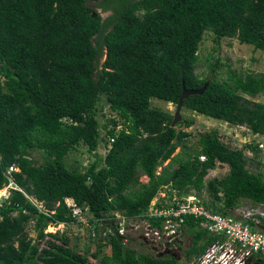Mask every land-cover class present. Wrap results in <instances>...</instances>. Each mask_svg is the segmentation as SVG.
Returning a JSON list of instances; mask_svg holds the SVG:
<instances>
[{"label": "trees", "instance_id": "trees-1", "mask_svg": "<svg viewBox=\"0 0 264 264\" xmlns=\"http://www.w3.org/2000/svg\"><path fill=\"white\" fill-rule=\"evenodd\" d=\"M206 31L216 44L229 37L264 51V0H0V192L9 183L7 169L18 167L0 205V264H88L65 232H45L82 217L98 234L94 258L105 242L107 264H175L172 255L137 252L118 234L117 214L146 218L161 190L169 200L205 188L220 206L201 202L225 215L242 200L264 206V173L248 168L245 148L229 147L213 130L193 149L186 144L191 133L180 127L191 121L181 116L171 126L172 112L151 104L176 105L183 85L200 89L207 82L183 100V109L264 135V103L245 96L264 92V72L228 67L223 78L217 58L208 73H197ZM105 106L110 115L101 125ZM102 139L101 159L82 171L67 166L71 150L83 144L95 152ZM216 163L228 172L205 181ZM253 217L257 222L246 221L264 229V215ZM148 220L162 225L161 218ZM177 221L192 234L186 258L215 240L202 218ZM105 222L113 232L100 235Z\"/></svg>", "mask_w": 264, "mask_h": 264}, {"label": "rangeland", "instance_id": "rangeland-1", "mask_svg": "<svg viewBox=\"0 0 264 264\" xmlns=\"http://www.w3.org/2000/svg\"><path fill=\"white\" fill-rule=\"evenodd\" d=\"M108 12H101V15L105 17ZM213 33L206 31L204 38L201 42L200 49L198 52L199 58L196 63V72L204 75L209 72V64L213 63L215 59H220V65L218 66V75L220 77L226 78L228 75L227 68L235 69L241 74H255L264 72V51L259 49H254L252 45L240 43L235 38L224 37L221 39L219 44H216L213 40ZM104 56L100 61H102ZM248 99L254 101H260L264 103V92L252 97L245 95ZM152 106L161 107L163 109L169 110L174 114L176 105L168 102L158 101L153 99L151 101ZM105 117L100 119L101 125L105 123V119L109 117L110 111L107 106L104 107ZM180 114L185 117L186 120L191 121L189 124L182 123L180 127L189 131L191 135L186 140L187 146L196 149L198 147V139L200 135L206 132L216 131L220 140L231 148H245L244 152L249 159L248 168L251 171H260L264 173V135L253 134L245 126H236L229 124L227 122L218 120L206 116L204 114L195 113L187 109L181 108ZM181 120V119H180ZM179 120V121H180ZM178 121V122H179ZM118 128V127H117ZM105 132L104 128H100V134L103 136ZM262 145V147L259 146ZM247 145H256L258 151L250 150ZM181 151L180 147L176 148L175 153ZM106 152L105 141L102 139L99 146L95 152L90 151L85 145L80 144L75 149L71 150L65 157V162L67 166L71 169L77 168L78 170H84L95 158L101 159ZM35 159H40L37 152H32ZM165 161L157 171L161 170V167L167 164ZM228 172V167L226 165H220L216 163L215 167L209 171L205 177V181L212 179L214 177L221 178ZM148 177L145 175L140 176L141 182H146ZM4 191V195H2ZM159 194L165 193L164 190L159 191ZM195 194V192H191ZM8 195V188L4 187L0 192V205L1 202ZM199 199L206 202L213 209H218L220 203H212L211 198L206 191L202 189L197 195ZM34 203L39 204L34 199ZM40 205V204H39ZM247 211L253 213L264 212L263 205H253L247 200H242L238 207L232 210L231 214L233 216H241ZM119 215V214H118ZM264 215V214H263ZM88 217H82L79 222L75 223H59L57 225H48L45 232H65L70 237L69 247L73 250L86 256L88 264H107L101 261L103 254L109 253V247L104 242L101 251L97 258L91 256L96 248L95 240L98 234H95L92 230V225L86 219ZM116 221L120 223V227H124V241L127 238L126 244L139 253H148L153 257L172 255L177 259L178 262L184 263L191 260L194 256L186 258L185 250L188 249L191 244L192 234L188 229H182L174 234H167L166 232L156 234L154 230L148 226L147 221L134 220H124L122 217L116 216ZM108 226V230H102L103 225H99V234L104 235L107 232L112 231L111 223L105 222ZM151 228V229H150ZM27 230L29 236L35 237L36 233L33 230V224L30 222L27 225ZM264 231V229L262 228ZM246 264H264L261 261H248Z\"/></svg>", "mask_w": 264, "mask_h": 264}, {"label": "built area", "instance_id": "built-area-1", "mask_svg": "<svg viewBox=\"0 0 264 264\" xmlns=\"http://www.w3.org/2000/svg\"><path fill=\"white\" fill-rule=\"evenodd\" d=\"M16 170H18L16 166L7 169L9 183L6 188L13 186L11 172ZM159 193L151 200L144 212L146 218H127L121 215L120 217L124 220L147 221L148 226L156 234L161 232L174 234L182 230L177 219L182 215H190L202 218L207 234L215 237L200 256H194L184 263L177 261L175 264H246L248 261L260 262L264 259V231L254 228L246 221L250 218L257 222L253 215L258 213L247 211L238 217L225 215L205 206L195 194L181 197L174 194L168 200L165 199L166 193L162 195ZM148 218H161V227L152 226ZM123 231L124 227H120L119 223L118 234L124 236Z\"/></svg>", "mask_w": 264, "mask_h": 264}, {"label": "water", "instance_id": "water-1", "mask_svg": "<svg viewBox=\"0 0 264 264\" xmlns=\"http://www.w3.org/2000/svg\"><path fill=\"white\" fill-rule=\"evenodd\" d=\"M206 86H207V82L200 89H189L186 88L184 85L182 86V92L176 104L175 112L173 114V118L171 121V126H175L176 123L181 119L180 111L182 108L183 100L191 94L202 93L206 88Z\"/></svg>", "mask_w": 264, "mask_h": 264}, {"label": "bare ground", "instance_id": "bare-ground-1", "mask_svg": "<svg viewBox=\"0 0 264 264\" xmlns=\"http://www.w3.org/2000/svg\"><path fill=\"white\" fill-rule=\"evenodd\" d=\"M2 195H4V191H3Z\"/></svg>", "mask_w": 264, "mask_h": 264}, {"label": "clouds", "instance_id": "clouds-1", "mask_svg": "<svg viewBox=\"0 0 264 264\" xmlns=\"http://www.w3.org/2000/svg\"><path fill=\"white\" fill-rule=\"evenodd\" d=\"M260 147H262V146H260ZM6 187V186H5Z\"/></svg>", "mask_w": 264, "mask_h": 264}]
</instances>
